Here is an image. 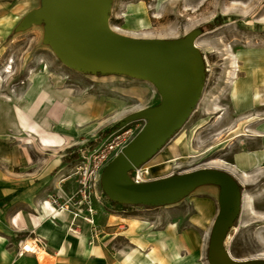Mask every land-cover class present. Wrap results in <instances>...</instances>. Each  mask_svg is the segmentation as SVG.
I'll return each instance as SVG.
<instances>
[{
    "label": "rangeland",
    "instance_id": "obj_1",
    "mask_svg": "<svg viewBox=\"0 0 264 264\" xmlns=\"http://www.w3.org/2000/svg\"><path fill=\"white\" fill-rule=\"evenodd\" d=\"M24 13L22 10L20 20L4 39L0 89L21 91L32 75L42 72L52 76L55 87L68 85L80 95L91 92L115 104L102 114L101 128L93 137L69 145L57 154L52 152L62 156L65 168L59 178L60 165L54 167L52 177L60 182L62 176H70L60 184L69 195L76 189L72 171L81 154L100 147L113 132L129 127L130 132L120 144L107 153L94 186L93 207L109 204L111 199L103 189L102 174L145 126L147 119L135 115L159 105L161 97L147 81L120 74L86 72L64 64L47 38L46 24L26 22ZM108 26L113 32L133 39L192 45L200 61L199 97L183 126L156 153H166L171 158L160 163L158 170L152 169L157 164L156 154L141 164V183L180 178L177 186H183L190 183L195 172L219 164L228 166L237 150L261 147L260 141L253 137L255 131L248 126L243 137L232 139L247 115L233 113L232 87L236 78L247 72L253 56L264 57V0H109ZM256 114L261 120L264 118V110ZM90 142L95 143L89 146ZM73 155L75 158L71 159ZM231 180L234 191L229 194L224 226L210 253L211 264H264V162L239 172L237 179L231 176ZM48 193L49 199L60 191L52 188ZM129 204L133 206L132 214L158 215L161 221L174 220L180 227L187 225L192 212L187 193L153 205ZM202 259L207 264V256Z\"/></svg>",
    "mask_w": 264,
    "mask_h": 264
},
{
    "label": "crops",
    "instance_id": "obj_2",
    "mask_svg": "<svg viewBox=\"0 0 264 264\" xmlns=\"http://www.w3.org/2000/svg\"><path fill=\"white\" fill-rule=\"evenodd\" d=\"M14 1L0 0V61L4 39L21 11L27 16L42 4ZM248 65L232 87L233 113L247 114L232 139L243 137L248 126L261 147L237 150L228 166L208 168L235 179L264 162V118L256 114L264 110V57L253 56ZM58 85L41 72L21 91L0 89V264H206L205 255L211 264L208 256L222 198L215 181L200 182L187 192L192 212L185 227L161 221L158 215L111 210L108 203L94 207L93 225L52 207L48 192L60 187L65 169L62 156L52 152L93 137L101 128L102 114L115 105L100 95H80L68 85ZM155 158L152 169L158 170L171 157L159 153ZM59 165L55 180L52 169ZM22 238H35L47 260L30 253L18 257L15 243Z\"/></svg>",
    "mask_w": 264,
    "mask_h": 264
},
{
    "label": "water",
    "instance_id": "obj_3",
    "mask_svg": "<svg viewBox=\"0 0 264 264\" xmlns=\"http://www.w3.org/2000/svg\"><path fill=\"white\" fill-rule=\"evenodd\" d=\"M108 6L109 0H42V5L26 16V22L46 24L47 38L66 65L86 72L129 76L156 88L161 103L135 115L145 117L147 122L105 168L103 189L119 203L153 205L175 199L200 182L215 181L221 186L222 198L214 244L224 226L229 194L234 191L230 177L205 169L191 174L190 183L177 186L180 178L135 183L129 176L130 171L154 156L188 118L201 91L198 55L192 45L181 42L133 39L113 32L108 26Z\"/></svg>",
    "mask_w": 264,
    "mask_h": 264
},
{
    "label": "built area",
    "instance_id": "obj_4",
    "mask_svg": "<svg viewBox=\"0 0 264 264\" xmlns=\"http://www.w3.org/2000/svg\"><path fill=\"white\" fill-rule=\"evenodd\" d=\"M130 130L128 127L122 131L113 132L108 138L104 139L100 147L92 148L87 153L81 154L79 161L75 163L74 170L72 171V175L75 176L76 189L68 195L62 187H59L60 194L50 195L49 197V202L55 210L69 212L73 217H80L93 225L95 208L92 204V196L95 195L94 186L99 177L100 169L107 159V153L117 147ZM141 172V166L135 167L129 172V176L130 174L133 175L130 176L133 182H143L140 176ZM69 177L62 176L59 183H65ZM15 248L18 257L27 253L36 255L38 242L35 238H22L15 243Z\"/></svg>",
    "mask_w": 264,
    "mask_h": 264
},
{
    "label": "trees",
    "instance_id": "obj_5",
    "mask_svg": "<svg viewBox=\"0 0 264 264\" xmlns=\"http://www.w3.org/2000/svg\"><path fill=\"white\" fill-rule=\"evenodd\" d=\"M206 26L209 27V25H206ZM107 131H108V129L105 130L104 132L106 133ZM94 143L95 142H90L89 146L93 145ZM73 158H75V155L71 156V159H73ZM109 205H110V209L111 210H115V211H118V212L125 211V212H128V213H132V211H133V206H130L131 204H123V203H119V202H116V201H113V200H109Z\"/></svg>",
    "mask_w": 264,
    "mask_h": 264
},
{
    "label": "bare ground",
    "instance_id": "obj_6",
    "mask_svg": "<svg viewBox=\"0 0 264 264\" xmlns=\"http://www.w3.org/2000/svg\"><path fill=\"white\" fill-rule=\"evenodd\" d=\"M65 64V63H64ZM36 256L38 257L39 260L43 261L45 258L47 260V256L45 255V252L41 250L40 248L36 249Z\"/></svg>",
    "mask_w": 264,
    "mask_h": 264
}]
</instances>
